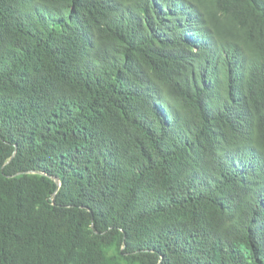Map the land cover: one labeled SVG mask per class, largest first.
Returning <instances> with one entry per match:
<instances>
[{
  "label": "trees",
  "instance_id": "obj_1",
  "mask_svg": "<svg viewBox=\"0 0 264 264\" xmlns=\"http://www.w3.org/2000/svg\"><path fill=\"white\" fill-rule=\"evenodd\" d=\"M0 264H264V0H0Z\"/></svg>",
  "mask_w": 264,
  "mask_h": 264
}]
</instances>
